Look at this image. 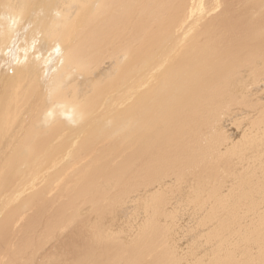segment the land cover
<instances>
[{
	"label": "bare ground",
	"instance_id": "bare-ground-1",
	"mask_svg": "<svg viewBox=\"0 0 264 264\" xmlns=\"http://www.w3.org/2000/svg\"><path fill=\"white\" fill-rule=\"evenodd\" d=\"M249 101L264 0H0V264H264Z\"/></svg>",
	"mask_w": 264,
	"mask_h": 264
},
{
	"label": "rangeland",
	"instance_id": "rangeland-1",
	"mask_svg": "<svg viewBox=\"0 0 264 264\" xmlns=\"http://www.w3.org/2000/svg\"><path fill=\"white\" fill-rule=\"evenodd\" d=\"M250 102V107L252 108V110H251V108H250V110H251V124L250 125H248V126H250V129H249V127L247 126L245 129H247V131H249L250 133V135H252V137H255L254 135H256V133L257 132H255L254 131V129H255V122L257 123L258 121H260L261 119H262V112L264 111V101H254V104H252V102L253 101H249ZM253 107H252V106ZM254 117V118H253ZM252 119H254V121L252 120ZM245 120V116H242V115H240V114H238L237 116H236V118H233V122H226L225 123V126H226V129H227V131L229 132V134H232V135H236V143H237V145L239 146L240 144L239 143H242V142H244L245 140L242 138V136L244 137V138H246V135H244V133L241 131V130H239L240 132H241V134H240V132L238 131V129H237V124H239V121H240V123H242L243 121ZM236 122H238V123H235ZM229 123V124H228ZM252 123H253V125H252ZM251 125H252V127H253V130H252V127H251ZM229 126V127H228ZM245 127V126H244ZM237 130V131H236ZM246 131V130H245ZM252 131H254L255 133H253ZM254 134V135H253ZM256 136H258V135H256ZM237 141H239V142H237ZM242 145V144H241ZM248 154H250V153H248ZM236 162H237V160L235 161V163H234V165L236 164ZM238 163V162H237ZM241 164H242V162H241ZM255 181H257V180H255ZM189 215H186V217L184 216V218H183V220L181 221L182 223H183V225H184V223H185V225L183 226L185 229H186V227L185 226H187L188 225V227L191 225V223H190V220H191V217L189 216ZM185 220V221H184ZM188 221H189V223H188ZM180 222V223H181ZM182 223H181V225H182ZM188 223V224H187ZM40 228V227H39ZM179 232H181V231H179ZM184 235H187L186 233L184 234ZM183 237V236H182ZM186 240H188V242L186 241ZM190 240H189V238H186V239H183L182 238V240L180 241V247H182L180 250H185L186 248L188 249V247L189 246H191L190 244H191V242H189ZM187 244V245H186ZM186 246V247H185ZM52 253L51 254H59V251L57 250V251H51Z\"/></svg>",
	"mask_w": 264,
	"mask_h": 264
}]
</instances>
